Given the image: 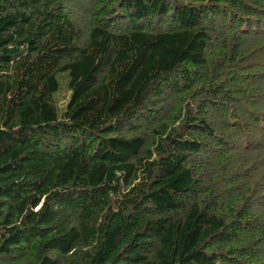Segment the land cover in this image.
<instances>
[{
  "label": "trees",
  "instance_id": "trees-1",
  "mask_svg": "<svg viewBox=\"0 0 264 264\" xmlns=\"http://www.w3.org/2000/svg\"><path fill=\"white\" fill-rule=\"evenodd\" d=\"M0 264H264V0H0Z\"/></svg>",
  "mask_w": 264,
  "mask_h": 264
},
{
  "label": "rangeland",
  "instance_id": "rangeland-1",
  "mask_svg": "<svg viewBox=\"0 0 264 264\" xmlns=\"http://www.w3.org/2000/svg\"><path fill=\"white\" fill-rule=\"evenodd\" d=\"M57 79H58V90L54 93V98L58 107V113L63 109V106L65 105V102L68 98V92H67V76L66 72H58L57 73ZM66 96V97H65ZM65 98V101H63Z\"/></svg>",
  "mask_w": 264,
  "mask_h": 264
}]
</instances>
